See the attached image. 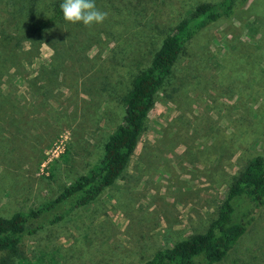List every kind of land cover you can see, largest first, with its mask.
Wrapping results in <instances>:
<instances>
[{
	"label": "rangeland",
	"instance_id": "obj_1",
	"mask_svg": "<svg viewBox=\"0 0 264 264\" xmlns=\"http://www.w3.org/2000/svg\"><path fill=\"white\" fill-rule=\"evenodd\" d=\"M222 1L95 0L108 15L86 27L64 20L62 0H0V217L43 207L87 174L135 77L197 6ZM257 156L264 0H239L187 44L116 184L25 237L11 264H143L204 232ZM237 204L251 223L219 264H264V206Z\"/></svg>",
	"mask_w": 264,
	"mask_h": 264
},
{
	"label": "trees",
	"instance_id": "obj_2",
	"mask_svg": "<svg viewBox=\"0 0 264 264\" xmlns=\"http://www.w3.org/2000/svg\"><path fill=\"white\" fill-rule=\"evenodd\" d=\"M239 0L220 4L203 3L182 21L162 43L148 68L134 79L124 97L122 123L109 136L102 157L87 174L80 176L43 207L18 212L11 218L0 217V252L8 256L1 264H11L19 255L23 239L46 227L62 222L70 211L92 205L113 187L128 168L140 139L146 131L156 95L171 78L174 67L187 44L201 30L230 15ZM246 1V0H242ZM62 12V11H61ZM49 21L33 28L40 34ZM246 199L256 207L264 206V157L253 158L234 179L217 218L202 233L194 234L155 253L143 264H206L223 262L247 233L251 220L239 217L238 202ZM56 212V213H55Z\"/></svg>",
	"mask_w": 264,
	"mask_h": 264
},
{
	"label": "clouds",
	"instance_id": "obj_3",
	"mask_svg": "<svg viewBox=\"0 0 264 264\" xmlns=\"http://www.w3.org/2000/svg\"><path fill=\"white\" fill-rule=\"evenodd\" d=\"M59 8L65 21L83 23L86 27L103 23L108 15L96 6L95 0H62Z\"/></svg>",
	"mask_w": 264,
	"mask_h": 264
}]
</instances>
